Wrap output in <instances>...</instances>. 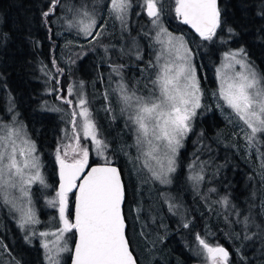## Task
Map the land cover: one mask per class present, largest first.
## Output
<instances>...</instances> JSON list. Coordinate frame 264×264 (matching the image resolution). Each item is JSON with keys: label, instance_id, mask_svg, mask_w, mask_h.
Instances as JSON below:
<instances>
[{"label": "trees", "instance_id": "trees-1", "mask_svg": "<svg viewBox=\"0 0 264 264\" xmlns=\"http://www.w3.org/2000/svg\"><path fill=\"white\" fill-rule=\"evenodd\" d=\"M91 1L59 0L54 5V0H0V123L8 120L22 125L35 142L45 181L54 191V195L45 200L52 197L56 202L60 183L58 157L72 140L65 128L71 123V115L65 109L56 111V102L66 95L72 103L63 104L76 112L73 105L80 96L86 101L98 135L107 147V157L100 160L92 156L89 165L115 164L119 167L126 193L127 237L139 264H209L211 257L205 255L197 237L212 247L225 248L229 253L227 264H264V169L257 171V160L242 147L236 128L225 120L210 94L216 85V68L227 50L243 48L249 62L264 77V0H218L221 27L216 29L211 40L197 37L182 23L174 10L175 0H162L166 21L174 33L189 37L191 49L206 70V77L201 76L203 105L200 115L194 119L180 149L177 201L182 208L178 212L175 204L161 194H172V186L148 173L144 159L135 149L137 143L130 130L131 123L117 117L115 102L107 96L110 82L114 81L115 92L118 86L115 67L153 80L150 56L155 55V44L144 24L148 18L145 11L142 12L140 25L134 12L125 33L138 31L145 38L147 48L142 50L145 60L144 56L140 61L135 56L138 48L132 58H126L110 50L111 46H123L126 40L123 34L126 25L120 26L115 18L112 19L116 24L108 23L100 39L65 36V28L60 25L62 16L67 15L71 7L87 6ZM229 28L233 31L229 32ZM106 35L112 41H108ZM131 38L133 36L128 40ZM5 41L11 44L3 54ZM101 41L103 52L100 51ZM65 62L69 64L70 74L63 65ZM56 84L60 91L57 95ZM75 118L76 115L73 122ZM73 136L76 139V128ZM258 136L255 142L264 154V134ZM143 173L151 177L147 175L145 180ZM194 178L198 180L194 182ZM151 189L157 193L152 194ZM34 195L42 202L44 197L37 186ZM67 199L70 202L66 215L71 213L72 219L75 197L71 194ZM145 204L154 206L160 244L151 240V236L156 235L148 230L152 225L144 212ZM8 214L0 210V262L7 260L1 253L15 256L8 240L20 238L32 247L39 263L47 264L43 248L30 244L24 226ZM50 217L58 219V226L62 225L57 208L50 206L48 213L44 212L42 224L48 222L49 225L45 219ZM68 233L74 245L75 231ZM198 249L201 250L199 256ZM21 263L25 264L23 260Z\"/></svg>", "mask_w": 264, "mask_h": 264}, {"label": "snow or ice", "instance_id": "snow-or-ice-1", "mask_svg": "<svg viewBox=\"0 0 264 264\" xmlns=\"http://www.w3.org/2000/svg\"><path fill=\"white\" fill-rule=\"evenodd\" d=\"M58 2L59 0H54V5ZM111 6L117 18L124 21L131 3L130 0H111ZM144 8L147 15L153 18L152 23L160 28L157 36L159 37L160 33L167 34L169 38L167 43L171 45L172 34L159 25V18L163 11L162 0H144ZM174 10L178 16L182 17L184 24L191 25L205 40H211L216 34V29L221 27V10L218 7V0H175ZM44 15L47 16L48 13ZM83 15L89 16V13L84 12ZM95 24V19L90 18L89 24L82 30L86 35H90ZM228 31L233 30L229 28ZM175 39L178 42L177 53L181 50L185 53V55H178V59L183 63L177 65L175 71L169 63L161 67L157 80L153 81V84L157 86L156 92L144 97L137 96L134 91L128 94L127 89L121 88L122 100L127 107L133 109L129 119L137 126V143L142 142V137H151L147 139V143L156 151L163 152L167 158L169 173L175 171L174 158L182 147V139L190 131L189 122L196 115V109L200 107V81L197 78L196 66L191 62L183 37ZM239 51L243 53L244 49L241 48ZM232 56L235 60L236 54L233 53ZM159 59L157 57V61ZM235 62L241 64L246 71L236 73L237 79L228 85L226 91L222 90L221 95L244 125L251 129L247 136L251 143L256 139L257 133L264 134V77L259 76L250 65H245L240 60ZM69 92L71 93V89ZM67 103L71 104L72 101ZM79 103L82 106L86 101L81 99ZM75 114V112L72 113L73 116ZM80 115L85 117L83 124L85 135H90L93 140H96L95 124L89 118L88 110L83 109ZM13 134L19 136L20 131L10 130L7 136H0V192L5 193V203H12L13 207H16L8 199L7 192L8 189L17 186L13 182L14 177L23 179V169L29 167V161L25 159L23 165L17 161L15 141L11 140ZM153 141L160 143L154 144ZM24 143L28 144L29 155L35 151L34 144L29 141ZM96 143L100 144L101 141L96 140ZM20 151L21 154L25 153V149ZM87 160L86 150L83 151L82 159L75 160L72 164H66L63 159H59L62 183L57 195L60 218L63 222V228L59 231L72 232L75 229L78 233L73 264H136L124 232L125 224L121 205L125 193L120 171L112 166L92 167L84 176L83 182L77 186L75 181L87 167ZM31 168L36 169V175L24 183L39 180L43 184L44 181L39 176V161L35 157L32 158ZM162 182L168 181L163 179ZM74 187L79 188V195L76 198L73 220L70 219L71 213L65 215V212L67 193ZM20 191L24 196L29 195L28 190L23 186L20 187ZM28 202L31 203V200L29 199ZM32 222H35L33 213L31 209H28L22 217L21 227ZM40 235L46 236L48 233H40ZM197 239L211 256L213 264H227L229 253L225 248L212 247L205 240L199 237ZM44 247L47 248L48 245L45 244ZM67 250L65 242V246L59 251Z\"/></svg>", "mask_w": 264, "mask_h": 264}, {"label": "rangeland", "instance_id": "rangeland-1", "mask_svg": "<svg viewBox=\"0 0 264 264\" xmlns=\"http://www.w3.org/2000/svg\"><path fill=\"white\" fill-rule=\"evenodd\" d=\"M131 7L127 9V15L124 21H121L117 18V14L112 9L111 6V0H93L91 2H87V6H77V8H70V11L67 15L62 16L60 25L63 26L65 29V36L72 35L73 38L77 39L78 35H82L85 39H100L103 31L108 27V23H115V20H118L120 26H125L126 31L123 34L126 38L125 43H123V46H111L110 50L113 54L122 55L126 58L133 57L135 49L138 48V51L135 52V56L140 61L141 58L144 56V52L142 50L147 48V43L145 41V38L139 34L137 31H131L130 34L125 35L127 30L129 29V21H131V17L133 16V13H136V18L138 24H142V21L140 22L141 13L146 12V9L144 8V0H130ZM84 12L89 13V16L83 15ZM90 18H94L96 21L95 26L91 29V34L86 35L85 32L82 30L85 26H87L90 22ZM112 18H115L112 19ZM153 19V18H152ZM152 19L144 20V24L146 26V30L148 33L152 34L154 38V44H155V55L153 54L150 56L152 62V75L153 80H149V78L143 77L140 78L139 76H136V73L131 72H125L120 67H115L114 74L119 78L117 82V89L115 92L114 89V81L109 83V94L107 93V96L109 95V99L112 98L113 102H115V107L117 110V117H120L121 119L127 120L130 125V130L133 132L134 137L136 138L137 143V131H136V125L133 124V122L129 119V116L133 114V109L126 106L124 101L122 100V92L121 88H125L128 91V94H131L133 91L136 93L137 96H144L148 97L150 94L157 91V86L153 84V81L157 80V75L161 70V67L165 63H169L170 67L173 71H175L176 66L183 63L182 60L178 59V55H185L183 50H181L179 53L176 51V45L177 40L175 38L183 37V42L185 47L189 50V55L191 57V62L195 64L197 69V78L200 81V107L196 109V115L191 119L189 122L190 124V130L193 126L194 119H197L200 115V111L203 105V92L201 90L202 85V79L201 76L206 77V70L204 69L202 62L200 61V58L197 56V54L191 49L189 45V37L185 34H178L173 32V27L166 21L164 11H162L160 18H159V25L163 28L167 29L168 33L172 34L173 40L172 44H168V36L165 33H160L159 37L157 36V33L160 31V28L157 25H154L152 23ZM99 33V35H97ZM129 36H133L130 40H128ZM69 38V37H68ZM106 38L108 41H112V39L108 38L106 35ZM124 39V38H123ZM11 43L9 41H5L4 48H3V54L6 53V50H8V47ZM67 44V43H64ZM103 42L100 43V51L103 52ZM67 46V45H66ZM241 48H238L237 50H227L222 58L220 59L219 66L216 68L215 74H216V85L211 90V98L213 103L216 104V107L221 112L225 120L233 125V127L236 128L235 133L237 134L238 138L241 139L240 143L242 147L246 150V152L254 157L257 160V171L262 172L264 169V154L261 151V148L258 144H256L255 140L259 138V134H256V139L253 140L251 143L249 142L247 136L251 132V129L247 128L246 125H244L243 121H241L236 113L227 105L226 101L223 99V96L221 95L222 90H227L228 85L232 83L236 77V73L238 72H245L246 69L241 67V64H237L235 60L242 61L245 65H250L256 73L260 75L259 71L253 67V65L249 62V59L246 57V54L243 52L241 53L239 50ZM235 53V60L233 59L232 54ZM157 57H159V61H157ZM145 60V56L143 57ZM150 62L149 66H150ZM66 69H68V73L70 74V67L69 64L66 62L63 64ZM111 66V65H110ZM109 66V67H110ZM88 68L85 72H87ZM143 72H145L146 68H142ZM124 73H127V76H124ZM136 79V80H135ZM135 80V81H134ZM59 83V82H58ZM133 83V84H132ZM132 84V85H131ZM135 84V86H134ZM55 89L57 90L55 92V95L59 94L60 91H58L57 84L55 85ZM54 93V92H52ZM52 93H49L52 95ZM60 98V97H59ZM65 100V102H64ZM81 100V97H77L76 103L73 105V107L76 109V118L74 119V122L72 121L73 115L72 111L69 110L68 107H66L64 104L69 106L70 104L67 103L68 98L61 97V100L59 102H56V111H59L61 109H65L70 115H71V123L67 125L66 128V134L68 137L72 140L68 141V147L64 149V151L59 154V159H63L67 161L68 163H73L75 160L82 159L83 151L88 152V160L87 165L90 162L91 157L104 160L107 157V147L104 141L101 140V138L98 135V131L95 124V135L96 140L101 141L100 144L96 143V140H93L90 135L86 136L83 124L85 122V117L80 115L83 109H87V107L84 105H80L79 101ZM64 103V104H63ZM88 110V109H87ZM71 111V113H70ZM89 113V111H88ZM201 117L205 118L206 115L201 114ZM89 118L91 119V116L89 114ZM92 120V119H91ZM93 121V120H92ZM73 122V123H72ZM94 122V121H93ZM74 128L77 129V136L76 139L73 136L74 135ZM14 130H19L20 135L16 136L13 134L11 136V140L15 141L16 146V159L18 162H20L21 165H23V162L25 159L29 161V167L23 169V179L21 180L20 177H14L13 182L16 183V188H10L7 192V197L9 200H11L16 207H13L12 203H5L4 202V192H0V210L2 209V212L10 213V217L14 219L15 222L21 223L22 217H24V213L28 211V209H31L33 213V219L35 222L32 223H26L24 224V230L27 234V241L32 244H39L43 251L46 252L47 255V264H69V260L71 258L72 249H73V239L71 234H66V232L61 233L59 229L63 228V225H59V221L56 218L50 217L46 218L45 220L49 221L43 222V215L44 212L48 213L49 207L51 208H57L59 210V196L56 194V202L52 200V197L49 198L47 201L45 200L48 196H53L54 191L52 188L49 187V183L45 181L44 171L42 169L40 156L38 154V151L36 150L37 146L35 142L30 138L29 134L26 131V128L22 125L19 126V124H15L13 122L3 121L0 123V136H7L9 132ZM190 133V131L184 136L182 139V147L179 148L177 155L175 156V171L173 172H167V158L164 156L162 151H156L154 147L150 146L147 143V139H150L151 137L144 138L142 137V142L140 144L137 143L136 148L139 153L141 154V157L144 159L146 169L148 173L155 176L159 181L162 182L163 179H167V183L172 186L173 192L171 193H161L162 196H165L167 201L173 202L175 211L178 212L182 205L177 201L178 198V189L179 184L177 183L178 177V168H179V158H180V152L181 148L184 146V141L187 138V135ZM24 141H29L32 144H34L35 151L32 152L30 155L27 153L28 144L24 143ZM8 143V141H5ZM71 142V143H69ZM154 144L160 143L157 141H153ZM237 147V146H236ZM20 149H25V153L21 154ZM35 157L39 161V176L43 179L44 183L41 184L39 180H33L31 183H24V181L30 180L34 175H36V169L31 168V161L32 158ZM201 167V166H200ZM203 169V168H202ZM200 172V171H199ZM196 172H193L194 174ZM201 173V172H200ZM199 173V174H200ZM43 174V175H42ZM146 177L145 180L148 178L147 173H143ZM150 176V175H149ZM151 177V176H150ZM159 177V178H158ZM198 179L194 178V182ZM51 183V182H50ZM163 183V182H162ZM164 183V184H167ZM23 186L28 190L29 195L24 196L23 193L20 191V187ZM38 187L43 194L42 202L38 196L36 197L34 195V189L35 187ZM152 194L157 193L155 189H151ZM58 193V192H57ZM29 199L31 200V203H29ZM144 205V212L149 216L150 225L151 227H148V230L151 229L152 235H156V237L151 236V240L155 243L160 242L157 240V236L159 235L160 231L158 230V217L155 213L154 206H146ZM180 215H182V212H179ZM45 217V216H44ZM41 225L40 228L37 226ZM21 225V224H20ZM9 227V226H8ZM22 228V229H23ZM35 232H32L35 230ZM40 233H48L46 236H41ZM55 234V235H53ZM59 237V239H58ZM39 241V242H38ZM65 242L67 245L68 250L67 251H59V249L63 248L65 246ZM8 245L12 248V251L16 257H18V260H15V256L8 254L1 253L2 256H4L7 260H3L0 262V264H23L21 261L23 260L26 264L27 262H31L32 264H41L39 263L36 257H34L35 253L34 250L30 245H27L26 242L21 240L20 238H17L15 240L14 238H10L8 240ZM47 244L48 247L45 248L44 245ZM153 244V243H152ZM3 249V246H1V250ZM205 255L208 257L209 253L206 249L203 247ZM201 250H197V255L201 254ZM70 256V258H69ZM51 257V259H50ZM211 259V258H210ZM209 264H213L212 259L210 260Z\"/></svg>", "mask_w": 264, "mask_h": 264}, {"label": "water", "instance_id": "water-1", "mask_svg": "<svg viewBox=\"0 0 264 264\" xmlns=\"http://www.w3.org/2000/svg\"><path fill=\"white\" fill-rule=\"evenodd\" d=\"M148 16V15H147ZM149 17V16H148ZM150 19H152V17H149ZM181 21H182V23H183V20H182V17H181ZM184 24V23H183ZM193 34H195L197 37H199V38H202V39H204L203 37H201L200 35H199V33H197L196 31H195V29H193L192 27H191V25H188V24H184ZM66 164H72V163H66ZM99 166H112V167H116V168H118L119 169V167L117 166V165H115V164H97V165H93V166H90V168L87 170V172H85V168L83 169V171L81 172V174H80V176H79V178L75 181V184L77 185V186H79L82 182H83V179H84V176L91 170V168L92 167H99ZM119 171H120V169H119ZM120 176H121V181H122V183H123V185H124V182H123V177H122V173H121V171H120ZM59 181H60V183H59V186H58V192L60 191V186H61V183H62V181H61V176L59 175ZM124 193H125V186H124ZM71 194H75V200H74V209H73V220H74V217H75V207H76V198H77V196L79 195V188L78 187H74V188H72L71 189V191H69L68 193H67V197H68V195H71ZM125 200H126V193L124 194V201H123V203H122V205H121V210H122V215L124 216V205H125ZM66 210H67V208H66ZM65 215H66V212H65ZM63 223V222H62ZM124 224H125V229H124V232H125V236H126V238H127V240H128V237H127V222H126V220H125V216H124ZM75 236H76V239H75V242H74V245H73V249H72V254H71V259H70V264H73V261H74V248H75V245H76V243H77V241H78V233H76V230H75ZM128 242H129V240H128ZM129 250L132 252V254H133V257L135 258V260H136V264H139L138 263V261H137V258H136V256H135V254H134V252L132 251V248H131V246H130V243H129ZM211 257V256H210Z\"/></svg>", "mask_w": 264, "mask_h": 264}, {"label": "flooded vegetation", "instance_id": "flooded-vegetation-1", "mask_svg": "<svg viewBox=\"0 0 264 264\" xmlns=\"http://www.w3.org/2000/svg\"><path fill=\"white\" fill-rule=\"evenodd\" d=\"M145 14H146V17L149 19V17L147 16V11L145 12ZM181 18V17H180ZM65 161V160H64ZM65 163H68L67 161H65ZM90 168V165L88 164L87 165V167H85V172H87V170ZM59 175H60V163H59ZM74 195V197H75V194H73ZM69 202H70V199H67V207H68V205H69ZM66 207V208H67ZM66 212H67V210H66ZM73 215V214H72ZM73 219V218H72ZM62 225H63V223H62ZM74 231H75V229H73ZM67 233V232H66Z\"/></svg>", "mask_w": 264, "mask_h": 264}]
</instances>
